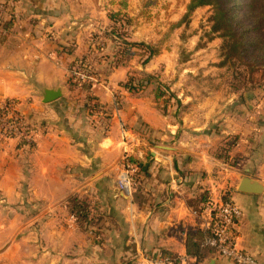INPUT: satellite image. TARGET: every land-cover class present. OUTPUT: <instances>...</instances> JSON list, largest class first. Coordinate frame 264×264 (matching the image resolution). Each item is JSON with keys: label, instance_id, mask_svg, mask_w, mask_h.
<instances>
[{"label": "crops", "instance_id": "crops-1", "mask_svg": "<svg viewBox=\"0 0 264 264\" xmlns=\"http://www.w3.org/2000/svg\"><path fill=\"white\" fill-rule=\"evenodd\" d=\"M141 10L136 0H0V103L17 101L29 130V140H0V264H152L162 255L235 264L188 253L189 233H207L204 211L189 203L204 194L242 210L237 249L264 264V191H238L244 177L264 185V96L199 97L185 79L195 66L168 48L147 65L140 55L117 61L112 11L126 15L129 42L160 44ZM79 62L98 72V113L86 112L87 94L70 85ZM149 75L173 98L157 99L154 85L123 87ZM43 89L62 96L44 103ZM126 172L134 184L123 196ZM74 197L88 202L89 225L70 211Z\"/></svg>", "mask_w": 264, "mask_h": 264}, {"label": "trees", "instance_id": "trees-1", "mask_svg": "<svg viewBox=\"0 0 264 264\" xmlns=\"http://www.w3.org/2000/svg\"><path fill=\"white\" fill-rule=\"evenodd\" d=\"M211 7L213 16L211 18L212 32L223 39L221 55L223 64L241 66L247 69L251 74H264V0H190L188 5V13H192L198 8ZM112 21L110 39L115 43L117 52L114 58L120 61L122 58H132L135 55L142 56L143 65H147L153 57L158 55L156 47L144 43H132L127 40L123 22L119 14H111ZM91 68V67H90ZM92 73L98 76V72L92 68ZM157 83L156 98L166 99L173 98V94L169 89L156 80L155 76L133 77L130 76L123 87L129 92L135 93L140 90ZM70 85L80 88L87 94L85 111L90 114L101 111L100 105L95 102L91 95L92 84L87 82L70 80ZM168 101V100H166ZM234 145L233 142L228 144ZM227 158V155L225 156ZM224 159V158H223ZM142 171V170H141ZM143 172V171H142ZM229 199L224 197V201ZM209 197L204 194L198 200H190V205L197 213H202L209 204ZM70 211L78 218L83 226L89 225L88 217L89 204L86 200L77 197L71 198L69 201ZM188 253L196 259L208 256H214L216 251L205 246V238L210 233H203L200 229L196 232L189 233ZM172 257V256H171ZM173 258V257H172Z\"/></svg>", "mask_w": 264, "mask_h": 264}, {"label": "rangeland", "instance_id": "rangeland-1", "mask_svg": "<svg viewBox=\"0 0 264 264\" xmlns=\"http://www.w3.org/2000/svg\"><path fill=\"white\" fill-rule=\"evenodd\" d=\"M136 1L142 7L140 16L152 28V30L149 28V34H157L161 37L160 44L155 46L156 50L159 52L164 48L172 49L176 51V59L184 64L195 66V75L187 76L185 79L195 84L196 90L193 89V91L199 97H204L211 92L227 98L237 91L239 97L247 100L251 95L250 92L254 90H260L259 96H264L263 73L251 74L239 65L223 64L221 55L223 39L212 32L213 9L211 7L198 8L188 13L190 0ZM122 2L124 0H118V3ZM112 14H115L114 11ZM117 14L121 19L126 16L123 12ZM179 54L180 57L177 56ZM144 60L142 58V61ZM178 75V72L171 73L168 78L169 82H172ZM159 79L156 78L160 82L161 79ZM165 84L168 86L167 83H164V86ZM153 85L157 87L156 82ZM261 108L264 110V105ZM243 109L246 114H251L253 111L248 112L247 105H244Z\"/></svg>", "mask_w": 264, "mask_h": 264}, {"label": "built area", "instance_id": "built-area-1", "mask_svg": "<svg viewBox=\"0 0 264 264\" xmlns=\"http://www.w3.org/2000/svg\"><path fill=\"white\" fill-rule=\"evenodd\" d=\"M104 42H97L99 46H103ZM71 78L74 82L81 81L92 84L98 82L96 75L92 73V69L88 64L79 62L70 70ZM28 127L22 120L19 111V104L15 100H7L0 103V140L2 139H25ZM129 170L134 167L127 164ZM134 184V177L130 172L122 174L119 180V191L122 194L131 195V187ZM205 215L203 229L210 233L205 240V246H209L225 258L232 260L235 264H259L252 255L237 249L236 226L242 218V210L232 201L219 203L209 201L202 214ZM152 264H185V261L171 256L162 255Z\"/></svg>", "mask_w": 264, "mask_h": 264}, {"label": "water", "instance_id": "water-1", "mask_svg": "<svg viewBox=\"0 0 264 264\" xmlns=\"http://www.w3.org/2000/svg\"><path fill=\"white\" fill-rule=\"evenodd\" d=\"M41 92L44 99V103H51L61 98L62 96V92L60 89L55 91L43 89ZM238 191L242 193L260 195L264 191V185L256 180L250 179L249 177H244L241 181ZM122 195L124 196L126 194Z\"/></svg>", "mask_w": 264, "mask_h": 264}]
</instances>
